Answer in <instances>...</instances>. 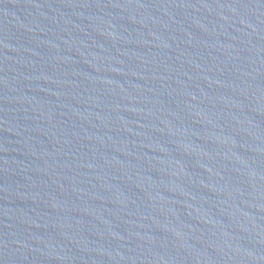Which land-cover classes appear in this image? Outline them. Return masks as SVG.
<instances>
[{
  "label": "water",
  "instance_id": "1",
  "mask_svg": "<svg viewBox=\"0 0 264 264\" xmlns=\"http://www.w3.org/2000/svg\"><path fill=\"white\" fill-rule=\"evenodd\" d=\"M0 264H264V0H0Z\"/></svg>",
  "mask_w": 264,
  "mask_h": 264
}]
</instances>
